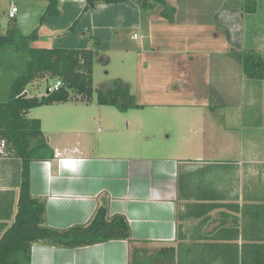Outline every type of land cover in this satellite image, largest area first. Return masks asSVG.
<instances>
[{"label": "crops", "instance_id": "obj_1", "mask_svg": "<svg viewBox=\"0 0 264 264\" xmlns=\"http://www.w3.org/2000/svg\"><path fill=\"white\" fill-rule=\"evenodd\" d=\"M258 1L250 14L256 13ZM60 3L61 14L53 17L69 16L70 20L81 14L80 19L88 21L89 30L100 43L113 35L108 10L116 9L119 29L140 28L143 19V13L129 0L98 5L93 11H84L85 4ZM18 15L25 17L21 9ZM240 15L236 12L238 49L241 39L244 43L246 38L238 29ZM247 41V50L257 43L256 38ZM253 50L261 54L259 49ZM227 55L229 62L234 59ZM228 61L188 63L185 72L175 74L174 94L197 98L202 94L194 92H210V88L222 85L232 67ZM210 93L205 94V100L218 101L213 91ZM208 107L202 110L204 119L218 115ZM192 133L199 136L201 131ZM45 138L54 157L31 163L30 194L44 203L46 225L60 231L88 225L106 201L107 219L123 217L130 238L78 248L34 243L31 264H264V139L221 140L211 145L209 153L187 160L129 163L86 158L76 149L62 143L54 146L51 137ZM198 142L191 146L199 148ZM12 159L0 157V238L14 221L19 199L21 171L14 169L9 162ZM65 160H71L70 164L61 167Z\"/></svg>", "mask_w": 264, "mask_h": 264}, {"label": "rangeland", "instance_id": "obj_2", "mask_svg": "<svg viewBox=\"0 0 264 264\" xmlns=\"http://www.w3.org/2000/svg\"><path fill=\"white\" fill-rule=\"evenodd\" d=\"M66 1L73 5L85 4V0ZM258 2L253 15L245 11L250 6L248 0H165L167 14L172 19L160 17L159 6L155 11H141L137 7L143 13L141 27L137 29H119L116 9L115 12L111 9L107 14L113 35L100 43L89 30L88 21L80 19L81 14L70 20L69 16L58 20L44 14L46 0H16L25 16L24 19L17 17L20 31L37 30L38 39L31 44L33 47L76 49L81 46L95 51L99 57L93 63L94 90L108 88L119 79L129 86L135 103L142 106L120 112L112 106L97 105L95 92L88 102L74 101L79 96L71 92L73 101L37 107L28 115L40 120L42 132L51 137L54 146L62 143L86 158H113L129 163L187 160L209 153L211 145L221 140L264 139V82L247 79L239 62L247 51L245 41L254 38L257 43L248 50L257 48L264 56V1ZM7 8V0H1L3 29L8 23L3 14ZM236 12L241 13L240 34H244L243 38L246 34L240 49L236 47ZM228 53L234 56L230 62ZM8 60L7 53L2 55L0 51V97L14 74L11 67L5 69ZM203 61L232 64L228 77L222 79L223 84L210 88L218 101H206L205 94H212L207 90L194 92L202 94L196 95L197 98L174 94L175 74L185 72L190 62ZM53 84V79H38L27 86L25 93L27 97H41ZM202 85L206 87L205 83ZM208 106L218 115L204 119L202 110ZM194 130L201 131L200 135H194ZM196 141L201 145L194 149L191 145ZM9 158H13L9 162L14 169L21 171L20 159L12 155ZM183 163L187 162L183 160Z\"/></svg>", "mask_w": 264, "mask_h": 264}, {"label": "trees", "instance_id": "obj_3", "mask_svg": "<svg viewBox=\"0 0 264 264\" xmlns=\"http://www.w3.org/2000/svg\"><path fill=\"white\" fill-rule=\"evenodd\" d=\"M128 0H85L84 11L98 4H119ZM141 11L156 10L160 17L171 18L165 0H130ZM246 12L254 13L256 0H248ZM45 15L59 16L60 0H46ZM164 7V9H162ZM173 11V9H171ZM43 19V16L42 18ZM172 19V18H171ZM18 20L0 24V51L6 52L8 61L5 69L14 71L8 88L0 97V142L6 151L20 159L21 178L17 212L11 226L0 238V264H31L30 250L34 243H47L55 247L78 248L110 240L130 238V229L121 216L107 219L106 201L98 207L88 225L75 226L66 230L49 228L45 223V205L30 194V165L34 161H49L54 151L42 133L39 119L30 118L29 111L55 103L73 101L70 93L79 96L74 101H90L96 93L99 106H112L120 112L138 109L129 86L117 79L108 88H93V63L97 53L87 49L38 48L31 44L38 39L37 30L22 33ZM243 75L247 79L264 78V60L254 50L245 51L239 58ZM43 78L60 81L58 90L47 92L41 97H27L25 91L33 81Z\"/></svg>", "mask_w": 264, "mask_h": 264}, {"label": "built area", "instance_id": "obj_4", "mask_svg": "<svg viewBox=\"0 0 264 264\" xmlns=\"http://www.w3.org/2000/svg\"><path fill=\"white\" fill-rule=\"evenodd\" d=\"M62 2L64 0H61ZM8 8L3 12V14L6 16V19L8 22L12 20H16L20 11V7L16 4V0H7ZM1 0H0V24H1ZM61 86L60 81H55L54 84L50 87L48 86L46 91L53 92L58 90V88ZM10 154L5 149V144L3 141L0 142V157H8Z\"/></svg>", "mask_w": 264, "mask_h": 264}, {"label": "bare ground", "instance_id": "obj_5", "mask_svg": "<svg viewBox=\"0 0 264 264\" xmlns=\"http://www.w3.org/2000/svg\"><path fill=\"white\" fill-rule=\"evenodd\" d=\"M70 161L71 160H65L63 163H62V166L61 167H64V166H68L70 164ZM73 163H71L72 165ZM71 167V166H70Z\"/></svg>", "mask_w": 264, "mask_h": 264}]
</instances>
